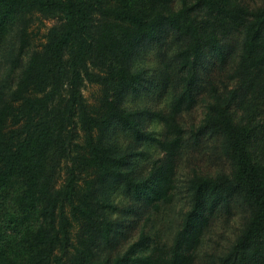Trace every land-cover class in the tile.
Instances as JSON below:
<instances>
[{"label":"trees","instance_id":"obj_1","mask_svg":"<svg viewBox=\"0 0 264 264\" xmlns=\"http://www.w3.org/2000/svg\"><path fill=\"white\" fill-rule=\"evenodd\" d=\"M15 26L17 49L0 84V264H193L212 218L230 214L235 201L247 217L235 240L212 254L214 264H264V0H0V49ZM165 30L184 44L179 91L165 113H149L162 125L159 138L123 104L145 80L131 67L136 51ZM236 36L231 85L191 134L194 142L222 138L230 174L189 180V206L170 244L141 232L121 255L98 260L94 248L109 240L114 222L106 214L115 207L101 187L116 181L156 211L173 201L184 141L177 118L196 107L205 53L224 63ZM114 126L162 153L146 177L128 170L143 152L106 144Z\"/></svg>","mask_w":264,"mask_h":264},{"label":"rangeland","instance_id":"obj_2","mask_svg":"<svg viewBox=\"0 0 264 264\" xmlns=\"http://www.w3.org/2000/svg\"><path fill=\"white\" fill-rule=\"evenodd\" d=\"M255 6L261 0H244ZM174 3L172 7H176ZM53 21H46V26ZM44 29L42 28L41 31ZM16 26L11 28L6 41L0 49V84L4 85L12 68L11 56L17 49L15 37ZM184 41L175 32L165 30L156 42L143 43L136 51L131 67L142 70L145 80L133 95L124 100V107L138 113L140 126L161 137L163 128L154 112H166L175 93L180 89L179 66L176 59L177 52ZM240 36L234 37L230 45H226L228 58L218 64L215 57L206 52L197 70L198 93L196 107L190 112H184L177 118L183 130V146L174 158V190L173 201L166 206H160L156 211L151 206L134 200L129 194L120 190L119 183L110 181L103 185L100 192L108 196L115 207L106 215L114 222V229L108 241H99L94 248L98 260H113L121 255L130 244L134 243L141 232L152 238H158L161 243L170 244L178 229L182 213L189 206L188 182L195 175L216 176L229 175L231 165L222 152V138L214 135L199 137L193 141L192 131L201 122L206 106L214 100L219 92L229 87V77L240 53ZM230 54V55H229ZM94 88L86 86L83 94L91 100ZM197 91V89H196ZM240 113V112H239ZM106 144L116 153L143 152V156L132 157L128 163V170L136 178L148 175L153 161L163 158L160 150L155 146L136 141L130 133L114 126L107 133ZM231 213L224 216L219 212L212 218L206 230L202 244L194 253L193 264H214L212 254L221 252L228 247L240 233L247 212L241 203L230 205Z\"/></svg>","mask_w":264,"mask_h":264}]
</instances>
